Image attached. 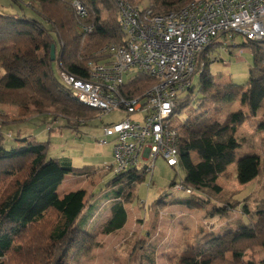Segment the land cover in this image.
<instances>
[{
	"label": "trees",
	"instance_id": "16d2710c",
	"mask_svg": "<svg viewBox=\"0 0 264 264\" xmlns=\"http://www.w3.org/2000/svg\"><path fill=\"white\" fill-rule=\"evenodd\" d=\"M78 2L86 16L80 17L73 7ZM191 0H156L148 9L163 15L178 11ZM19 11L0 14V58L5 69L0 84V105L34 108L36 114L61 117L65 128L77 129L89 123L98 112L74 100L54 75L57 73L86 78L84 65L102 47L122 42L118 24V8L112 0H8ZM91 28V32L86 30ZM254 56V65L245 84H217L209 71L210 54L218 49L211 43L200 56L203 68L198 74V93L191 85L188 93L177 100L172 117L185 115L173 127L179 135V166L184 177L176 183L189 190L187 197L169 198V204L188 211H203L208 203L214 209L204 218L222 217L234 210V204L218 200L221 188L217 180L227 168L236 164V181L246 186L255 181L264 166L255 154L237 156L239 128L255 120L264 101V39L246 40ZM55 47L54 61L50 59ZM34 54L35 69L27 64V55ZM154 80L135 75L123 87L127 98L143 96ZM238 102L240 109L218 121L220 105ZM246 108V113L242 108ZM187 113V114H186ZM81 123V124H80ZM264 131V122L257 123ZM48 142L26 140L4 150L0 147V264H68L69 251L87 255L99 247L84 229L92 217L90 200L83 191L59 196L58 188L66 175L85 176L88 168H74L68 158L47 159ZM175 169V168H172ZM145 168L130 169L107 182L112 192L110 216L102 225L101 235L114 234L127 222L124 202L131 200L136 185L144 182ZM167 199V198H166ZM158 200V203H164ZM239 204V205H238ZM242 214L248 219L233 222L224 233L209 232L198 245L187 247L176 264H254L244 260L249 249L264 251V202L250 213L246 205ZM229 256V259L227 258ZM259 264H264V260Z\"/></svg>",
	"mask_w": 264,
	"mask_h": 264
},
{
	"label": "rangeland",
	"instance_id": "374dc122",
	"mask_svg": "<svg viewBox=\"0 0 264 264\" xmlns=\"http://www.w3.org/2000/svg\"><path fill=\"white\" fill-rule=\"evenodd\" d=\"M140 9L147 8L150 2L156 0H128ZM189 3V2H188ZM187 3V4H188ZM19 13L9 7L8 0H0V14L10 15ZM247 41L241 36H234L233 41H228L224 49L214 50L210 56L209 71L217 84L223 85L232 82L237 85L245 84L249 71L254 65V56L248 46L241 44ZM264 49V44L260 45ZM27 64L35 69L34 54L27 55ZM5 69L0 58V78ZM54 75L57 69L53 66ZM3 82L0 84V89ZM194 93H198V77L192 79ZM238 102L220 105L218 121L223 122L226 116L240 109ZM247 112L246 108H242ZM187 114V113H186ZM126 116L120 111L110 112L98 116L89 123L82 122L77 129L65 128V120L51 114H36L34 108H19L10 105H0V147L10 150L21 142L34 140L48 142L47 159L68 158L75 168H88L85 177L74 178L66 175V182L59 187L69 184V179L77 180L73 186L76 190H83L85 199L93 197L90 202L92 217L85 226V231L94 236L99 247L94 248L87 255L78 251H69L66 255L68 264H176L179 255L190 246L198 245L201 236L213 232L222 234L227 228H233V222L247 220L241 211L244 204L250 213L264 202V168L260 176L251 184L241 186L236 181V164L227 168L219 177L217 185L221 188L218 200L224 203L240 205L228 211L222 217L204 218L212 212L213 204L208 203L203 211H188L183 208L172 207L169 201L158 203L166 198H184V192H176L170 187L174 180L179 183L184 173L180 168H169L165 162L158 158L154 163L151 174L145 177L144 182L136 185L132 198L124 202L128 219L124 228L110 235H101L100 230L109 218V209L112 200L106 202L105 196L110 194L112 187H107V182L114 178L112 172L106 168L113 163L112 137L103 135L104 129L117 123ZM185 118V115L175 116L170 120L173 127ZM131 120L140 119L138 115L130 116ZM264 122V101L261 109L256 114L255 120L245 122L238 130L236 138L240 143L237 156L255 154L259 157L261 166H264V131L258 129L257 123ZM51 130V131H48ZM107 144H99L100 141ZM65 180V179H64ZM70 190V191H76ZM112 192V191H111ZM61 193V192H60ZM112 196V195H111ZM222 204V203H216ZM229 259V256H227ZM244 260L259 264L264 260V251L249 249L245 252Z\"/></svg>",
	"mask_w": 264,
	"mask_h": 264
},
{
	"label": "built area",
	"instance_id": "2783aa9c",
	"mask_svg": "<svg viewBox=\"0 0 264 264\" xmlns=\"http://www.w3.org/2000/svg\"><path fill=\"white\" fill-rule=\"evenodd\" d=\"M112 1L118 8L122 42L96 52L99 58L84 65L86 78L65 72L58 78L74 100L100 116L125 114L103 133L112 137L113 163L107 170L114 176L141 168L149 175L158 158L177 168L180 139L170 124L177 100L201 72L200 56L211 43L223 50L236 35L249 41L264 39V0H191L163 15L128 0ZM73 7L80 17L86 16L78 2ZM138 74L154 80V85L141 97L127 98L122 89ZM132 115L140 119L131 120ZM172 188L189 194L181 185Z\"/></svg>",
	"mask_w": 264,
	"mask_h": 264
},
{
	"label": "crops",
	"instance_id": "0c3cea01",
	"mask_svg": "<svg viewBox=\"0 0 264 264\" xmlns=\"http://www.w3.org/2000/svg\"><path fill=\"white\" fill-rule=\"evenodd\" d=\"M48 131H51V130H48ZM112 143V142H111ZM105 144H107V142L105 143ZM102 145H104V144H102ZM112 158H113V156H112ZM70 162H71V160H70ZM71 165H72V162H71ZM112 164H110L109 166H111ZM72 167H73V165H72ZM75 168V167H74ZM107 169V168H106ZM109 171V170H108ZM87 174H88V172H87ZM72 176V175H71ZM86 176V175H85ZM85 176H79V177H77V176H72V177H74L75 179L77 178H81V177H85ZM66 177H68V176H65L64 177V179L65 180H63V182L64 183H67L66 182ZM76 182H77V180H73V178H71V179H69V184L67 185V186H62L63 188L61 189V190H59V188H58V194H59V196H64L65 194H68V193H71V192H77V191H83V190H81V189H79V190H76V189H74L73 188V186L76 184ZM70 190H76V191H70ZM112 190V189H111ZM110 190V191H111ZM61 192V193H60ZM84 192V191H83ZM106 202H109V199H107V198H105L104 199ZM111 201V200H110ZM169 201V198H167V199H165V201H164V203H166V202H168ZM92 204V203H91ZM172 207H175V206H172ZM176 208H178V207H176ZM91 209L94 211V209H93V207H91ZM126 210V209H125ZM126 213H127V211H126ZM109 216H110V209H109ZM127 219H128V214H127ZM127 223V222H126ZM124 228V227H123ZM121 231V230H120ZM119 232V231H118Z\"/></svg>",
	"mask_w": 264,
	"mask_h": 264
},
{
	"label": "water",
	"instance_id": "95a60500",
	"mask_svg": "<svg viewBox=\"0 0 264 264\" xmlns=\"http://www.w3.org/2000/svg\"><path fill=\"white\" fill-rule=\"evenodd\" d=\"M54 56H55V47L51 46V50H50V59L51 61H54Z\"/></svg>",
	"mask_w": 264,
	"mask_h": 264
}]
</instances>
